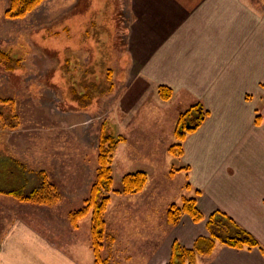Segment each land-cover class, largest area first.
Returning a JSON list of instances; mask_svg holds the SVG:
<instances>
[{
    "label": "rangeland",
    "instance_id": "1",
    "mask_svg": "<svg viewBox=\"0 0 264 264\" xmlns=\"http://www.w3.org/2000/svg\"><path fill=\"white\" fill-rule=\"evenodd\" d=\"M10 2L0 0V50L21 59L22 67L9 71L0 63V98L13 103L11 117L0 118V188L24 187L28 194L38 184L36 173L44 172L53 189L38 202L1 194L0 237L7 226L22 222L55 243L83 244L93 254L92 213L77 228L70 215L87 206L106 126L123 141L110 163L113 186L103 214L102 255L110 264H125L128 256L138 254L132 257L126 248L143 243L149 230L153 238L154 229L164 233L170 229L169 207L182 205L184 197L195 192L192 185L187 189L191 183L185 177L184 154L177 157L169 152L178 143L179 116L172 121L169 108L158 107L164 114L158 120L147 108L134 106L138 89L123 81L127 31L137 0H45L26 17L14 20L5 17ZM66 60L70 68L63 67ZM94 63L98 77L101 65L113 69L114 91L80 109L72 99L73 82L81 66ZM257 118L260 125V115ZM137 172L147 173L146 187L140 193L124 194L123 177Z\"/></svg>",
    "mask_w": 264,
    "mask_h": 264
},
{
    "label": "crops",
    "instance_id": "2",
    "mask_svg": "<svg viewBox=\"0 0 264 264\" xmlns=\"http://www.w3.org/2000/svg\"><path fill=\"white\" fill-rule=\"evenodd\" d=\"M259 1L137 0L123 81L138 89L134 106L147 108L155 119H164V107L172 121L198 103L210 111L183 143L185 177L200 191L191 197L205 218L222 210L264 247V0ZM161 85L173 90L170 100L161 101ZM207 235L206 220L194 223L185 215L165 233L154 229L151 238L149 230L143 243L128 246L132 257L142 253L125 264H167L175 242L190 248ZM0 264H94V257L83 244L60 245L18 222L0 237ZM197 264H264V256L258 248L221 245Z\"/></svg>",
    "mask_w": 264,
    "mask_h": 264
},
{
    "label": "trees",
    "instance_id": "3",
    "mask_svg": "<svg viewBox=\"0 0 264 264\" xmlns=\"http://www.w3.org/2000/svg\"><path fill=\"white\" fill-rule=\"evenodd\" d=\"M43 1L45 0H11L10 6L5 11V17L10 20L24 18ZM98 32L100 30L96 33ZM21 61V59L15 58L11 53L0 50V63L6 70L12 71L21 68ZM69 64L70 61L66 60L63 67L70 68L71 65ZM94 64L93 67L90 65L86 67L79 65L81 66L80 77L77 76L78 78L73 82L74 85L76 84V87L72 90V99L77 100L76 104L80 109H87L93 104L94 100L111 94L114 91L113 69L104 64L101 65L98 77L96 75L98 65L96 66L97 63ZM72 76L76 75L72 73ZM158 92L160 98L164 101H168L173 97V90L168 86L161 85L158 88ZM1 108H4V111H1ZM12 111L13 103L9 99L0 98V118L5 115L11 117ZM209 115L210 112L205 110L204 106L199 103L183 112L179 116L175 130V138L178 143L172 145L169 152L174 156L181 157L184 154L183 143L188 134L197 131ZM256 121L258 123L259 118ZM105 127L100 139L98 175L96 183L92 188L91 196L86 201L87 206L85 208L70 215L71 224L74 228H77L78 222L88 216L89 213H92L91 244L94 264H110L102 255L105 227L103 214L110 201L107 195L111 192V187L113 186L110 163L119 144L123 141V138L109 133L107 127ZM185 170H189V168ZM36 175L38 177V184L30 193L27 194L24 187L13 190L0 188V195L15 196L26 202L42 201L41 197H44L43 194L49 189L52 190L53 187L48 184L47 175L44 172L36 173ZM148 180L146 172L128 174L122 179V192L126 195L140 193L146 187ZM187 189H192L190 184L187 185ZM195 194L199 195L200 191L195 190ZM184 215L189 216L194 223H200L205 220L203 213L197 207L196 197H184L182 205L172 204L167 212V222L171 227H175L181 223ZM206 227L209 235L198 237L190 248L182 246L179 242H175L171 258L167 264H197L199 258L211 257L218 246L221 245L238 250L258 248L264 256V247L259 240L249 231L242 228L225 212L221 210L213 212L207 220Z\"/></svg>",
    "mask_w": 264,
    "mask_h": 264
}]
</instances>
